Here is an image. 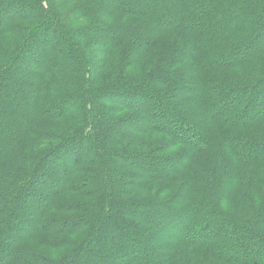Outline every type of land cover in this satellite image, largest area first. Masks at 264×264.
<instances>
[{"label": "trees", "instance_id": "1", "mask_svg": "<svg viewBox=\"0 0 264 264\" xmlns=\"http://www.w3.org/2000/svg\"><path fill=\"white\" fill-rule=\"evenodd\" d=\"M0 264H264V0H0Z\"/></svg>", "mask_w": 264, "mask_h": 264}, {"label": "rangeland", "instance_id": "2", "mask_svg": "<svg viewBox=\"0 0 264 264\" xmlns=\"http://www.w3.org/2000/svg\"><path fill=\"white\" fill-rule=\"evenodd\" d=\"M151 51V50H150ZM242 69H244V70H242ZM242 69H240V70H235L236 71V73H238V72H240V73H242V74H245L244 72H246L247 70H245V69H247L246 67L245 68H242ZM108 105L110 104L109 102L107 103ZM154 117V116H153ZM154 132H156V131H154ZM145 133L147 134V136H149V138H151V139H154V138H162L164 135L161 133V132H156V133H153V130L151 129V130H145ZM164 138V137H163ZM164 140V139H163ZM165 141H162V142H160V145H162L163 143H164ZM131 144H133L134 145V141H131L130 142ZM136 143H138L139 144V142H136ZM157 144H158V142H157ZM132 147H135V146H132ZM75 158H76V156H74ZM77 159V158H76ZM160 167H161V169L162 170H164V166H162V165H159ZM60 176V175H59ZM62 176H60V178H61Z\"/></svg>", "mask_w": 264, "mask_h": 264}]
</instances>
